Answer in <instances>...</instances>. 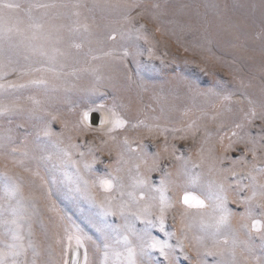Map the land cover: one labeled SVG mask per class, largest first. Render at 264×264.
Returning a JSON list of instances; mask_svg holds the SVG:
<instances>
[{"label": "rangeland", "instance_id": "obj_1", "mask_svg": "<svg viewBox=\"0 0 264 264\" xmlns=\"http://www.w3.org/2000/svg\"><path fill=\"white\" fill-rule=\"evenodd\" d=\"M2 3L20 5L3 10L0 26L19 27L22 35L0 40V107L9 109L0 114V251L7 252L5 244L12 242L5 234L14 228L7 223L14 217L5 192L7 183H15L22 198L10 203L23 225L24 245L33 241L39 253L28 248L19 261L60 264L66 233H79L85 237L91 264H100L97 248L103 247L106 236H116L124 219L106 215L99 202L106 195L115 197L114 204L128 197H121L118 187L111 193L96 187L91 192L94 202L81 178L91 183L112 174L125 192L139 178L148 180L150 187L142 190L157 200L146 199L140 206L157 205L150 216L155 226L128 219L137 231L147 227L151 236L173 246L182 241L184 251L174 247L171 253L176 264H264V239L242 227L251 220H241L245 206L233 203L264 184V0ZM38 3L58 5L49 10L58 18L44 22L45 32L60 28L59 43L45 40L44 34L30 39L27 10ZM44 12L33 9L31 16L40 20ZM83 23L90 25L88 31L80 27ZM113 34L116 39L110 40ZM41 49L47 55H41ZM39 78L48 83H31ZM113 113L125 123L109 132ZM93 114L99 116L97 124ZM45 128L53 135L44 136ZM125 139L135 152L128 150ZM166 174L204 199L206 207L185 213L178 202L183 192L165 193L174 206L166 209L161 231L159 193L152 189L160 187ZM193 176L199 177L198 183L186 185ZM219 182L231 185L227 207L236 215L229 227L217 231L206 225L218 215L213 197ZM259 212L252 218L264 220ZM214 243L224 249L222 256L205 254ZM144 260L168 264L158 251Z\"/></svg>", "mask_w": 264, "mask_h": 264}, {"label": "snow or ice", "instance_id": "obj_2", "mask_svg": "<svg viewBox=\"0 0 264 264\" xmlns=\"http://www.w3.org/2000/svg\"><path fill=\"white\" fill-rule=\"evenodd\" d=\"M58 5L55 3H38L34 5H30L28 12V28L32 30V35L30 39L36 40L40 38L41 34H44L43 38L45 40H54L59 43L63 37L59 35L60 28L53 26L52 30L45 32V22L44 18L48 19H56L58 18V14L54 12H50L49 10L56 9ZM5 9H20L19 4L13 3H2L0 4V22L4 21L3 10ZM33 9H44L45 12L40 20H34L31 16V12ZM74 15L77 17L80 15L79 12H75ZM60 27H63L62 25ZM85 31L90 29V25L88 23H83L80 25ZM143 27V25H141ZM69 31H72L70 29ZM22 35V32L19 27H3L0 26V40L8 39L11 40L13 35ZM110 40H115L116 36L109 35ZM72 47L79 49L81 47L80 44H73ZM53 51L59 52V49L54 48ZM41 55H47L45 51L41 49ZM128 53L125 52L124 55ZM96 57H93L95 59ZM35 71H42L41 69H35ZM33 84L37 85H46L48 81L44 78L34 79L31 81ZM0 87H3L0 85ZM224 99H230V97H224ZM264 107V105H262ZM9 109L7 107H0V114H4L8 112ZM257 114L253 110L251 112V116L255 117ZM113 128L109 129V132L113 131L115 128L124 127V121L119 119L113 113ZM264 118V117H262ZM53 120L56 119L55 116L52 117ZM84 119H88V113H84ZM106 122V121H105ZM237 128L242 127L241 124L236 125ZM134 127H136L134 125ZM151 131V129H149ZM44 136H51L53 133L50 129L45 128L43 131ZM236 135V133H233ZM104 143H107L105 141ZM124 143L128 145V150L135 152L136 149L132 148L129 144L128 140L125 139ZM13 152L17 151L16 148L12 149ZM67 155V153H65ZM27 155V153H25ZM81 156L84 153H80ZM253 155L255 152L253 151ZM49 159L51 157H48ZM23 164V161H20ZM73 163H76L75 161ZM84 167L87 169L90 167L88 163H85ZM140 165L137 164L136 168L139 169ZM154 170V169H153ZM25 171H29V169L25 168ZM120 171L119 169L116 170ZM33 175H38V173H33ZM168 175L166 174L160 180V187L152 189V191L159 193V212L160 215L158 217L159 226L161 231L164 230V222H165V213L166 209L173 207V203L168 200L165 193L169 191H177L180 190L183 192L182 197L179 199V203H181L185 207V213L189 209H203L206 207L204 199L194 195L192 192L187 190L185 185H181L174 180H169ZM6 181H10L11 178L8 177L7 173H4ZM83 184L86 187V190L90 194V198L95 202V196H91V192L96 187L101 188L106 193H111L117 187L120 190V196L124 197L125 195L128 197L127 201H121L119 204H114L115 197L106 195L103 200L99 202V206L104 209L106 215L116 216L119 214L120 217L124 219V223L115 229L116 236L107 237L105 243L102 248H97V252L101 253L102 260L100 264H110V261H115L117 264H146L144 257L150 255L151 251H158L160 255L164 258V260L168 261V264H176L175 260L172 258V251L174 247H179L180 251H184V245L182 241H178L176 246L169 244L167 241H162L157 239L156 237L151 236V234L147 231V227L141 231H137L129 222V216L136 219L141 220L146 225H154V221L150 219L151 209L157 206L155 203H145L143 207L140 206L141 201L151 200L156 201L157 197H147L145 192L142 190L145 187H150L148 180L145 177H141L136 180L132 185L131 191H124V185L122 183L118 184L119 177L109 174L108 178H100L98 181L89 182L86 179H83ZM255 179V178H253ZM199 181V177H189L186 181V185H195ZM218 191L214 194V199L218 202L215 205L214 211L218 213V215L213 218V223L206 225V227H214L217 231L222 227H229L231 218L236 215L233 213L231 209L227 207L228 203V189L231 188V185L225 187L223 182H219L217 184ZM137 189H140L137 192ZM17 197L22 198L21 189L18 184L15 183H7L6 184V192H5V200L9 203V208L11 211V215L14 217L7 223L14 225L13 229H8L6 231V235L11 236V243H6L5 247L8 250L7 252L0 251V264H27V261H19L17 258L20 256H26L28 248H32L34 250V255H38L39 253L35 251L36 245L33 241L29 240L27 247L24 245V236L21 234L23 225L18 222L15 218L17 216V212L15 208L11 207V200L16 199ZM19 202V201H18ZM233 203H240L245 206V210L243 213H240L241 220H244L246 217L251 220L249 224H243L242 227L248 228L250 232H257L261 234V238L264 239V220L253 219V215L257 209L260 210L259 214L264 216V184H260L258 186V190L253 189L251 196H246L239 201L233 200ZM135 208V210H133ZM22 218V217H21ZM29 236H31V226L29 225ZM167 235H175V233H167ZM66 246L61 249V260L60 264H91L89 258L88 248L85 246V237L79 233H66ZM186 238V237H185ZM57 243H61L60 240H57ZM228 241L224 240L223 244H227ZM236 242L233 241V248L231 249V255L233 259L236 257ZM81 249H83V253L81 254ZM250 251V250H249ZM205 254L208 256H215L224 254V249L219 246V243H214L212 247L205 249ZM11 256L12 259L9 260L8 257ZM187 258V257H186ZM247 259V257H245ZM31 264H36V260L33 259ZM220 264V262H218Z\"/></svg>", "mask_w": 264, "mask_h": 264}, {"label": "water", "instance_id": "obj_3", "mask_svg": "<svg viewBox=\"0 0 264 264\" xmlns=\"http://www.w3.org/2000/svg\"><path fill=\"white\" fill-rule=\"evenodd\" d=\"M93 118H94V124H97L99 122L98 114H93Z\"/></svg>", "mask_w": 264, "mask_h": 264}]
</instances>
